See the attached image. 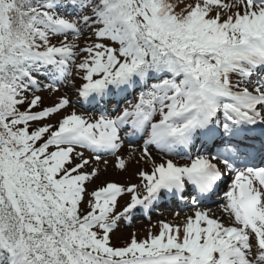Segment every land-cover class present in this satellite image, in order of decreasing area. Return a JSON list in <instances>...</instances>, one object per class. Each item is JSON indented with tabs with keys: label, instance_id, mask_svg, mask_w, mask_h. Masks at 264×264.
Returning a JSON list of instances; mask_svg holds the SVG:
<instances>
[{
	"label": "snow or ice",
	"instance_id": "obj_1",
	"mask_svg": "<svg viewBox=\"0 0 264 264\" xmlns=\"http://www.w3.org/2000/svg\"><path fill=\"white\" fill-rule=\"evenodd\" d=\"M0 264H264V0H0Z\"/></svg>",
	"mask_w": 264,
	"mask_h": 264
},
{
	"label": "rangeland",
	"instance_id": "obj_2",
	"mask_svg": "<svg viewBox=\"0 0 264 264\" xmlns=\"http://www.w3.org/2000/svg\"><path fill=\"white\" fill-rule=\"evenodd\" d=\"M46 102H50V101H48V100H46ZM209 207H212L213 209H215L216 208V205L214 204V205H209ZM178 210H180V204H179V202L178 201H174L173 203H172V206L171 207H169L168 206V203L167 202H164V203H162L161 205H160V207L156 210V211H159V212H163L164 213V216H157V215H155V214H153V213H150L149 215H151V220L152 221H155V220H157V219H162V218H168V219H171L172 218V213L174 212V211H178ZM181 214H183V213H181ZM150 223V221L147 219V218H145L144 216H139V217H137V218H135L134 220H133V224L138 228V229H142L143 228V226H146V225H148ZM141 236H143L144 235V232L143 231H140V233H139Z\"/></svg>",
	"mask_w": 264,
	"mask_h": 264
}]
</instances>
